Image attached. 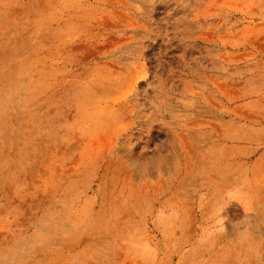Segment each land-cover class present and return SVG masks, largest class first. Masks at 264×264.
<instances>
[{"label":"rangeland","instance_id":"374dc122","mask_svg":"<svg viewBox=\"0 0 264 264\" xmlns=\"http://www.w3.org/2000/svg\"><path fill=\"white\" fill-rule=\"evenodd\" d=\"M0 264H264V0H0Z\"/></svg>","mask_w":264,"mask_h":264}]
</instances>
